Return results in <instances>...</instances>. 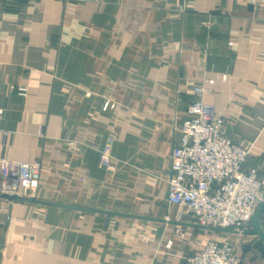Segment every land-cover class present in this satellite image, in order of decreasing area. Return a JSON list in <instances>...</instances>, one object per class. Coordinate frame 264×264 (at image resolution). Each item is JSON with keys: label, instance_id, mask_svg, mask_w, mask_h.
Returning a JSON list of instances; mask_svg holds the SVG:
<instances>
[{"label": "crops", "instance_id": "0c3cea01", "mask_svg": "<svg viewBox=\"0 0 264 264\" xmlns=\"http://www.w3.org/2000/svg\"><path fill=\"white\" fill-rule=\"evenodd\" d=\"M254 2L0 0V158L41 163L36 202L0 211V264H187L207 240L235 243L168 204L167 181L195 88L264 177Z\"/></svg>", "mask_w": 264, "mask_h": 264}, {"label": "built area", "instance_id": "2783aa9c", "mask_svg": "<svg viewBox=\"0 0 264 264\" xmlns=\"http://www.w3.org/2000/svg\"><path fill=\"white\" fill-rule=\"evenodd\" d=\"M205 92L203 88H195V100L187 106L178 126L180 139L169 156L167 202L187 210L197 225L233 228L241 235L251 229L252 216L264 202V177L256 168H246L251 147L225 136L226 123L219 111L203 102ZM17 93L24 96L26 89L18 88ZM69 145L74 148L75 142L69 141ZM99 162L105 169H111V156L106 149L100 151ZM40 170L38 160L0 158V211H5L12 202L6 196H31ZM183 236L184 230L177 228L175 237ZM170 245L168 241L166 246ZM186 261L239 264L240 255L232 243L207 240Z\"/></svg>", "mask_w": 264, "mask_h": 264}, {"label": "rangeland", "instance_id": "374dc122", "mask_svg": "<svg viewBox=\"0 0 264 264\" xmlns=\"http://www.w3.org/2000/svg\"><path fill=\"white\" fill-rule=\"evenodd\" d=\"M264 214V213H262ZM262 215L260 216V220H259V223L262 227V229H264V221H262L261 219ZM248 236V237H247ZM245 238V239H244ZM243 240H247L246 242L247 243H243L244 241ZM233 242L235 243H232V244H237L238 246V251L239 252H242L243 250H241V246L243 247H246V246H250V250L252 249H255L256 252H253L251 251L250 255H247L243 261H242V258L243 255H242V258H241V261H242V264H264V243H262L253 233H252V229H248L247 231H245L244 234H241L239 237H234L233 239ZM244 244V245H243ZM243 247V248H244ZM259 253V256L258 254ZM252 254V255H251Z\"/></svg>", "mask_w": 264, "mask_h": 264}, {"label": "water", "instance_id": "95a60500", "mask_svg": "<svg viewBox=\"0 0 264 264\" xmlns=\"http://www.w3.org/2000/svg\"><path fill=\"white\" fill-rule=\"evenodd\" d=\"M225 136L229 139H232V130L230 126H226L225 129ZM5 198L11 200V201H27V202H36L35 198L33 197H16V196H6ZM95 211V210H93ZM264 213V202H261L254 215L252 216L250 227L252 229V233L262 242L264 243V229H262L259 220L260 216ZM211 231L214 232H221V233H230V234H236L237 232L233 228H216V227H205Z\"/></svg>", "mask_w": 264, "mask_h": 264}]
</instances>
